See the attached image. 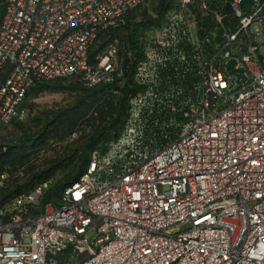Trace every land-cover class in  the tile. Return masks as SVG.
Masks as SVG:
<instances>
[{
    "label": "built area",
    "instance_id": "obj_1",
    "mask_svg": "<svg viewBox=\"0 0 264 264\" xmlns=\"http://www.w3.org/2000/svg\"><path fill=\"white\" fill-rule=\"evenodd\" d=\"M146 2L0 0V127L27 117L40 81L118 95V44L90 48ZM248 8L175 0L144 16L119 136L58 200L49 180L0 205V264H264V0Z\"/></svg>",
    "mask_w": 264,
    "mask_h": 264
},
{
    "label": "trees",
    "instance_id": "obj_2",
    "mask_svg": "<svg viewBox=\"0 0 264 264\" xmlns=\"http://www.w3.org/2000/svg\"><path fill=\"white\" fill-rule=\"evenodd\" d=\"M172 1L175 0H156L149 11L161 14ZM142 7L134 10L123 26L101 31L90 48L93 60L95 54L106 45L118 44L124 68V86L119 88L118 95L111 91V85L87 87L78 76L40 81L28 90L25 101L31 91L64 92L68 93L69 98L62 104L38 109L27 123H16L17 139L7 145L0 144V172H11L29 165L25 179L18 177L8 187L5 183L6 187L0 189V205L49 180L51 184L43 199L58 200L64 189L77 182L86 170L92 151L99 149L105 152L107 144L119 136L128 115L129 99L141 88L134 81L133 71L138 59L135 46L137 31L149 12L147 9L139 12ZM79 131L74 143L67 144L61 153L43 160L42 169H37L41 165H30L40 151L48 150L49 141L62 142ZM58 171L67 172L62 178L55 179ZM21 180L25 181L20 183Z\"/></svg>",
    "mask_w": 264,
    "mask_h": 264
},
{
    "label": "rangeland",
    "instance_id": "obj_3",
    "mask_svg": "<svg viewBox=\"0 0 264 264\" xmlns=\"http://www.w3.org/2000/svg\"><path fill=\"white\" fill-rule=\"evenodd\" d=\"M156 0H147L146 4L139 10V12H142L144 9L150 10L152 3H154ZM69 96L68 93H62V92H36L31 91L29 95L27 96V99L25 101V106H27L28 109V115L26 118L22 120H17L11 123L8 126H2L0 127V144H9L13 143L17 139V133L18 129L16 127V123H27L30 120L31 115L33 116L38 109H43L44 107L51 106L53 104H62L68 100ZM33 106V108H31ZM79 132H74L69 138L66 140L60 142L56 140H51L48 142V150L47 151H40L38 156L35 157V161H31L30 165L33 167H36V165H41L43 163L44 159L50 158L52 154L61 153L63 151L64 147L67 144L74 143L75 139L77 138ZM29 165H24L23 167L17 168V170H12L8 173V179L5 182L7 187L9 184L13 183L18 179V177L26 178V175L24 176L27 168ZM44 166H39L37 169H42ZM69 171V168L67 169ZM60 172L58 171L55 175V179H60L66 174V172ZM25 180H21L20 183H23ZM6 187V186H4ZM1 193V191H0Z\"/></svg>",
    "mask_w": 264,
    "mask_h": 264
},
{
    "label": "water",
    "instance_id": "obj_4",
    "mask_svg": "<svg viewBox=\"0 0 264 264\" xmlns=\"http://www.w3.org/2000/svg\"><path fill=\"white\" fill-rule=\"evenodd\" d=\"M242 3H247L249 5V8H250V6H252L254 4V0H242ZM232 64H233L232 62H229V66H232ZM231 72H233V71H231Z\"/></svg>",
    "mask_w": 264,
    "mask_h": 264
}]
</instances>
